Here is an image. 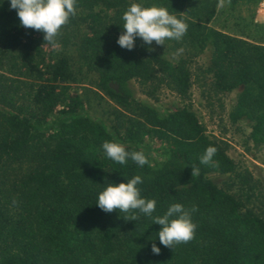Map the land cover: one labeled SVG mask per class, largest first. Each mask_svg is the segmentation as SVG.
Segmentation results:
<instances>
[{"label":"trees","instance_id":"trees-1","mask_svg":"<svg viewBox=\"0 0 264 264\" xmlns=\"http://www.w3.org/2000/svg\"><path fill=\"white\" fill-rule=\"evenodd\" d=\"M261 1L224 0L219 8L220 0H76L53 47L0 0V264H264V215L218 182L236 163L185 103L189 61L202 60L198 69L214 91L235 95L231 120L246 123L264 146V42L248 40L237 19L233 33L211 25ZM133 3L167 8L188 25L186 35L165 45L137 37L132 50L121 48L122 16ZM171 44L189 58L173 62ZM87 75L93 94L115 104L111 120L88 112L78 88ZM137 84L154 97L168 88L179 101L164 107L141 99ZM105 141L143 151L149 164L109 159ZM209 146L218 149V166L200 163ZM136 175L141 197L156 201L151 217L136 210L139 218L126 221L97 206L110 183ZM175 203L198 209L191 213L197 228L191 242L168 248L153 218Z\"/></svg>","mask_w":264,"mask_h":264},{"label":"clouds","instance_id":"clouds-1","mask_svg":"<svg viewBox=\"0 0 264 264\" xmlns=\"http://www.w3.org/2000/svg\"><path fill=\"white\" fill-rule=\"evenodd\" d=\"M219 7L224 6V0H220ZM11 9L17 11L20 26L33 29L44 34V41L56 47V39L63 26L69 23L71 16L76 14V0H10ZM123 29L117 43L121 48L132 50L135 47L137 37L141 38L146 45L155 42L157 45H165L166 40L179 41L188 30V25L170 14L167 8L152 5L144 7L133 3L123 13ZM149 51L154 49L149 48ZM182 52V49L178 50ZM102 148L106 156L119 163L125 164L130 158L140 167L149 164L148 158L143 151H126L125 147L117 142L105 141ZM218 149L214 146L207 147L200 157L201 164H212L213 157ZM192 177L199 176V169L192 166ZM143 183L141 176L136 175L127 183H110L98 195L97 206L106 213L115 210L123 212L126 221H136L139 217L136 210L151 217L156 210V201L141 197L138 185ZM15 203V201H14ZM198 209L193 206L190 210L182 204H172L162 216L153 218L154 223L161 226L158 232L160 243L168 248L175 245L187 244L195 238L197 225L193 223L191 213ZM175 217V218H172ZM152 252L160 253V248L152 244Z\"/></svg>","mask_w":264,"mask_h":264},{"label":"rangeland","instance_id":"rangeland-1","mask_svg":"<svg viewBox=\"0 0 264 264\" xmlns=\"http://www.w3.org/2000/svg\"><path fill=\"white\" fill-rule=\"evenodd\" d=\"M226 13L231 16L227 17ZM226 13L216 16L211 25L233 33V29L237 28L234 20L237 19L240 26L246 24L244 30L251 33L247 36L248 40L264 42V0L260 3L243 4L235 12L226 11ZM171 45L174 47L170 49L168 55H171L173 62L189 58L182 46ZM180 49L182 52L178 51ZM202 63L199 59L189 61L190 70L194 74L193 87L191 96L185 103L192 105L201 122L206 125L208 133L223 143L236 163L235 172L224 177L219 176L218 182L230 193L238 196L246 206L264 215V146L256 144L251 139V129L246 123L231 120L230 114L235 95L217 94L206 75L198 69ZM91 77L87 75L85 81L81 83L83 86L78 87L80 94L88 101L87 110L98 118L111 120L113 118L111 112L115 104L103 95L101 100L93 94L97 90L94 89V92L90 90L93 88L89 84ZM136 88L139 98L149 99L164 107H170L172 103L179 101L177 95L165 87L159 89L156 97L147 95L143 91L145 88L139 84ZM156 98L158 101L155 100Z\"/></svg>","mask_w":264,"mask_h":264},{"label":"water","instance_id":"water-1","mask_svg":"<svg viewBox=\"0 0 264 264\" xmlns=\"http://www.w3.org/2000/svg\"><path fill=\"white\" fill-rule=\"evenodd\" d=\"M113 87H115V88H118V86H117V85H113Z\"/></svg>","mask_w":264,"mask_h":264}]
</instances>
